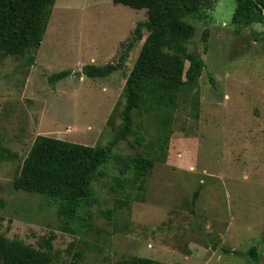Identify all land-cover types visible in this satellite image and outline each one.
I'll return each mask as SVG.
<instances>
[{"label":"rangeland","instance_id":"obj_1","mask_svg":"<svg viewBox=\"0 0 264 264\" xmlns=\"http://www.w3.org/2000/svg\"><path fill=\"white\" fill-rule=\"evenodd\" d=\"M233 10L234 0H216L209 19L192 20L188 49L205 63L197 117L185 90L164 157L153 161L143 190L128 182L118 189L116 177H133L131 164L120 171L130 157H152L148 143L156 131L146 115L135 116L142 143L131 135L113 145L92 181L93 200L66 217L55 199L15 190L13 176L38 135L110 143L143 39L105 78L75 72L116 63L147 14L112 0H55L32 62L0 55V141L18 156L0 162V232L35 248L49 238L51 264H113L131 256L159 264H264V24L237 32ZM66 69L70 75L48 81ZM253 247L256 258L248 253Z\"/></svg>","mask_w":264,"mask_h":264},{"label":"trees","instance_id":"obj_2","mask_svg":"<svg viewBox=\"0 0 264 264\" xmlns=\"http://www.w3.org/2000/svg\"><path fill=\"white\" fill-rule=\"evenodd\" d=\"M54 2L55 0H0V55L27 56V63H31V52L41 44ZM112 2L137 10L144 9L147 18L135 25L129 41L123 44L116 63L86 64L81 67L80 72H75V75L82 73L90 79L105 78L123 68L129 51L143 39L133 66L125 77V102L120 111L121 122L117 125L112 140L105 146H88L38 135L27 155L21 159L12 179L15 190L44 194L55 199L59 212L66 217H72L80 206L93 200L92 181L102 174L101 169L111 156L113 145L131 135L135 136L134 143H142L143 137L136 130L135 116L146 115L154 124L156 135L148 143V153L152 157L137 155L124 161L120 171L130 168L131 164L134 175L130 180L116 177L118 189L124 188L128 182V187L143 190L145 177L153 161L164 157L173 114L185 90L189 92L193 117H197L199 109L196 87L205 63L194 49H188V45L195 35L192 20L202 22L204 18L209 19L208 11L213 8L216 0ZM252 24H264V0H234L231 26L238 32ZM206 37L207 32L204 31L202 39ZM70 74L71 70H61L52 73L48 81L54 83ZM17 157V153L4 147L0 141V162ZM112 191L117 192V188ZM196 195L197 191L194 193ZM224 251L228 252L227 249ZM248 253L251 257H257L255 247ZM53 260L49 238L43 239L41 246L35 248L0 232V264H51ZM113 264L159 263L153 259L131 256Z\"/></svg>","mask_w":264,"mask_h":264}]
</instances>
